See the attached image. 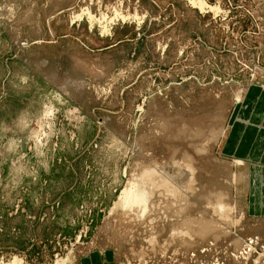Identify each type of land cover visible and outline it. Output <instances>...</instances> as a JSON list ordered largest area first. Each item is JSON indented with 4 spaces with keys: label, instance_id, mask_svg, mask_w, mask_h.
Segmentation results:
<instances>
[{
    "label": "rangeland",
    "instance_id": "obj_1",
    "mask_svg": "<svg viewBox=\"0 0 264 264\" xmlns=\"http://www.w3.org/2000/svg\"><path fill=\"white\" fill-rule=\"evenodd\" d=\"M252 85L264 0H0V264H264V174L221 153Z\"/></svg>",
    "mask_w": 264,
    "mask_h": 264
},
{
    "label": "crops",
    "instance_id": "obj_2",
    "mask_svg": "<svg viewBox=\"0 0 264 264\" xmlns=\"http://www.w3.org/2000/svg\"><path fill=\"white\" fill-rule=\"evenodd\" d=\"M235 106L221 153L228 159L243 162L250 168L249 173L264 174V88L250 86ZM258 181L259 179L254 180L256 188L260 187ZM252 212L256 211L252 209ZM260 216L264 214L261 213ZM92 260L95 264H100L96 253Z\"/></svg>",
    "mask_w": 264,
    "mask_h": 264
},
{
    "label": "bare ground",
    "instance_id": "obj_3",
    "mask_svg": "<svg viewBox=\"0 0 264 264\" xmlns=\"http://www.w3.org/2000/svg\"><path fill=\"white\" fill-rule=\"evenodd\" d=\"M199 2V1H198ZM204 3V2H203ZM203 5V4H202ZM115 11V10H114ZM89 14V13H88ZM89 17H90V15H89ZM89 20V19H88ZM122 20V19H121ZM105 31V30H104ZM177 162V161H176ZM236 162V161H235ZM175 163V162H174ZM237 163H238V161H237ZM177 164L178 163H176L175 165H176V168L178 167L177 166ZM181 164V163H180ZM184 164V163H183ZM161 165V164H160ZM172 164H170V166H171ZM165 166H167V165H165ZM164 166V167H165ZM153 167H156L155 165L153 166ZM152 167V168H153ZM168 167V166H167ZM175 166L174 165H172L170 168H166V169H164V168H154V169H151L150 168V170H148V171H144V172H141L140 171V175L138 174V173H136V174H138L137 175V178L140 176V178L142 177V180H144V181H146L144 184H147V181H148V184L150 183L151 184V187H153L152 185L156 182V181H158V180H160L161 181V184H163L162 186H167L166 187V189L167 188H169V190H171L170 189V187H168V185L170 186L172 183H174V181H176V183H177V185H178V183L180 182V188L179 189H183L182 191H184V188L182 187L183 185H182V183H183V179L181 178L182 177V175H183V177L184 176H186L187 175V173H188V169H187V166H186V163H185V166H179V168H177V169H175L174 168ZM188 167H189V165H188ZM190 170H192L191 168H189ZM140 170V169H139ZM146 170V169H145ZM193 171V170H192ZM191 171V172H192ZM189 174V173H188ZM134 175H135V172H134ZM191 176H192V174H191ZM132 177H134L133 175H132ZM131 177V178H132ZM240 177H241V175H240ZM135 178V177H134ZM137 178L135 179V180H137ZM144 178V179H143ZM186 178V177H185ZM130 179V178H129ZM134 180V179H133ZM174 180V181H173ZM138 181H140V180H138ZM143 181V182H144ZM130 183H128L127 185H125V187H124V189L122 190V192H121V196H120V198H119V201L117 202V204L119 203L120 204V206H131V205H135V204H139V206H140V204H142L141 206H142V208H141V212H144L145 210H146V203L148 202H146L145 200L148 198V200H150L149 199V195L150 194H148V189L149 188H146V187H144L142 184H137L136 183V181H133V182H131V181H129ZM187 182V181H186ZM140 183H142L141 181H140ZM170 183V184H169ZM245 183V182H244ZM157 185H160V183L158 184V183H156ZM184 184H186L187 186V188H188V185L189 184H187V183H184ZM178 185V186H179ZM143 186V187H142ZM145 186H147V185H145ZM150 186V185H149ZM156 186V185H155ZM177 186V187H178ZM148 187V186H147ZM175 187V186H174ZM157 188V187H156ZM155 188V190H157ZM160 189H162L161 187H159ZM186 188V189H187ZM165 189V188H164ZM178 189V188H177ZM176 188L173 190V193L174 194H177L178 192H176V190H177ZM151 191H153L152 189H151ZM151 191H149L150 193H151ZM180 191V190H179ZM154 192V191H153ZM159 193V192H158ZM185 193H186V191H185ZM152 194V193H151ZM167 194V193H166ZM173 194V195H174ZM183 194V193H182ZM177 195H180V193L179 194H177ZM146 196H148V197H146ZM153 196V195H152ZM151 196V197H152ZM164 196H165V193H164ZM186 196V195H185ZM146 197V198H145ZM150 197V198H151ZM166 197H168V195L166 196ZM170 197H171V194H170ZM178 197V196H177ZM174 199H175V197H174ZM185 199V198H184ZM152 201V200H151ZM181 203V202H180ZM151 205V204H150ZM148 206V205H147ZM181 206V205H180ZM156 207V206H155ZM226 207V206H225ZM133 208V207H132ZM131 208V209H132ZM219 208V207H218ZM130 209V210H131ZM227 209V208H226ZM180 211V210H179ZM140 212V211H139ZM135 214V213H134ZM167 219V218H166ZM181 227V226H180ZM182 232H184V231H182ZM180 233V232H179ZM183 235V234H182ZM10 264H21L20 263V261L16 258V257H13V259L12 260H10Z\"/></svg>",
    "mask_w": 264,
    "mask_h": 264
}]
</instances>
